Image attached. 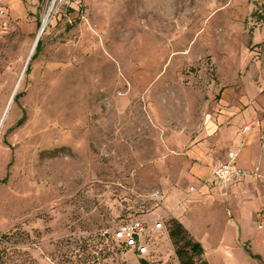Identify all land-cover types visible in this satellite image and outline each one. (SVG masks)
<instances>
[{"label":"rangeland","instance_id":"obj_1","mask_svg":"<svg viewBox=\"0 0 264 264\" xmlns=\"http://www.w3.org/2000/svg\"><path fill=\"white\" fill-rule=\"evenodd\" d=\"M3 3L0 264H178L165 226L143 256L113 238L156 217L209 264H264V0ZM222 111L260 131L258 176L175 181Z\"/></svg>","mask_w":264,"mask_h":264},{"label":"crops","instance_id":"obj_2","mask_svg":"<svg viewBox=\"0 0 264 264\" xmlns=\"http://www.w3.org/2000/svg\"><path fill=\"white\" fill-rule=\"evenodd\" d=\"M230 114V111H222L218 114V117H212V123L209 122V125L202 127L197 133H189L191 137L187 140L188 146L185 153L187 154V161H182L178 165L173 164L175 165V181H205L209 177L210 168L214 162L217 160L226 161V155L229 151L237 152V157L239 153L246 152L248 157L246 161H236V166L239 169L246 171L248 174H251L258 167L257 165H259L258 171L261 169L263 166V161H261L263 154L260 161H256V142H260V131L258 129H250L242 134L241 129L252 122H244L243 119L240 122L243 123V126L241 125L239 128L234 129L232 127L234 118L231 119L232 116ZM247 178L252 177L249 175ZM219 191L224 192L225 190ZM187 230L194 237L189 227Z\"/></svg>","mask_w":264,"mask_h":264},{"label":"built area","instance_id":"obj_3","mask_svg":"<svg viewBox=\"0 0 264 264\" xmlns=\"http://www.w3.org/2000/svg\"><path fill=\"white\" fill-rule=\"evenodd\" d=\"M49 12L52 11L55 5L69 0H49ZM3 0H0V16L6 14ZM49 15V14H48ZM47 15V16H48ZM251 125H246L241 129L242 134L248 132ZM237 152L229 151L226 155V161L217 160L210 168L209 177L201 182V186L211 184L217 190H228L230 184L240 182L244 177L249 175L258 176V167L248 174L246 171L239 169L236 166ZM199 188L191 187L190 194L198 191ZM155 196L160 197L159 191L154 193ZM163 218L156 217L153 219H133L124 221L115 227L113 230V238L117 240L126 249L143 256L148 254L149 247L153 243L158 232L163 229ZM1 241V238H0Z\"/></svg>","mask_w":264,"mask_h":264},{"label":"trees","instance_id":"obj_4","mask_svg":"<svg viewBox=\"0 0 264 264\" xmlns=\"http://www.w3.org/2000/svg\"><path fill=\"white\" fill-rule=\"evenodd\" d=\"M69 12H72V10L69 9ZM36 51H40V41L37 43ZM164 226L178 264H209L200 242L191 235L177 218L166 219ZM10 236L7 235L6 239H10Z\"/></svg>","mask_w":264,"mask_h":264},{"label":"water","instance_id":"obj_5","mask_svg":"<svg viewBox=\"0 0 264 264\" xmlns=\"http://www.w3.org/2000/svg\"><path fill=\"white\" fill-rule=\"evenodd\" d=\"M43 30H44V28H40V32H39V35L37 36V38H36V40H35V43H36L37 41H39V36L42 34Z\"/></svg>","mask_w":264,"mask_h":264},{"label":"bare ground","instance_id":"obj_6","mask_svg":"<svg viewBox=\"0 0 264 264\" xmlns=\"http://www.w3.org/2000/svg\"><path fill=\"white\" fill-rule=\"evenodd\" d=\"M46 22H47V18L45 17V18L43 19V21H42V26H41V28H44V27H45Z\"/></svg>","mask_w":264,"mask_h":264}]
</instances>
